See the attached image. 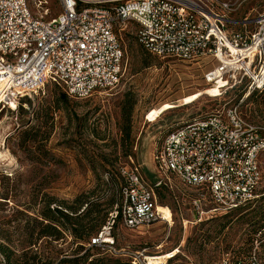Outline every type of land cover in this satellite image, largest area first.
Wrapping results in <instances>:
<instances>
[{
	"label": "built area",
	"instance_id": "obj_1",
	"mask_svg": "<svg viewBox=\"0 0 264 264\" xmlns=\"http://www.w3.org/2000/svg\"><path fill=\"white\" fill-rule=\"evenodd\" d=\"M57 1L60 11L48 17L50 0H0V106L15 103L12 109H16L23 97L44 92L50 83L77 99L113 90L124 68L122 31L132 24L137 26L138 42L157 57L189 62L205 56L217 59L218 65L204 74L211 88L220 90L217 95L242 88L238 101L218 105L166 134L153 154L160 174L156 183L134 162L122 168V202L88 243L130 264H171L179 254L186 257L182 251L151 255L119 246L115 226L118 220L130 230L156 222L172 226V209L166 207L169 217L159 203L161 187L174 194L179 213L184 207L180 200L189 203L194 220L184 219L185 229L189 222L198 225L258 197L264 125L249 120L242 105L264 88V11L249 36H230L225 18L214 11V0ZM219 6L233 9L230 2ZM198 241L205 242V236ZM211 264L264 262L257 252H223Z\"/></svg>",
	"mask_w": 264,
	"mask_h": 264
},
{
	"label": "rangeland",
	"instance_id": "obj_2",
	"mask_svg": "<svg viewBox=\"0 0 264 264\" xmlns=\"http://www.w3.org/2000/svg\"><path fill=\"white\" fill-rule=\"evenodd\" d=\"M214 1L217 4L214 11L225 18L224 26L230 36L237 33L249 36L256 28V18L264 11V0ZM224 2H230L233 9L223 10L219 4ZM49 6L48 17L60 11L57 0H50ZM136 30L137 26L132 24L122 31L124 68L120 83L113 90H100L85 99L69 96L66 101L61 96L65 91L50 83L44 92L23 97L16 109H12L16 105L0 106V240H6L3 238L6 236L16 247L26 239L29 230L38 228L27 214L36 216L46 196L72 202L79 195H87L103 203L101 208L106 207L112 196H121L118 191L123 181L121 170L132 162L143 166L147 179L155 180L160 174L153 154L170 130L242 96L241 87L217 95L219 89L211 88L205 81L204 74L218 65L214 57L205 56L192 62L157 57L138 42ZM144 57L147 64L142 62ZM131 91L138 102L127 136L121 107L125 94ZM47 107L54 109V126L50 139L42 144L40 140L52 121L44 116ZM242 110L249 120L264 125V88L254 91ZM29 126H35L34 131L40 130L35 142H23L20 137ZM261 166L263 179L258 197L250 205L198 225L189 222L186 229L183 220H194L189 203L181 199L184 207L183 213H179L174 194L162 188L158 198L163 200V206L172 209V226L156 222L130 230L118 220L114 232L119 246L146 250L152 255L173 250L183 241L181 251L186 257L179 254L171 264H211L223 252L232 255L257 252L264 262V153ZM200 236H205L206 241H198ZM75 241L72 231L65 230L60 242L40 244L47 250L45 256L58 262L74 256ZM85 247L91 248L86 264H99V260L130 264L89 247L88 242ZM0 261H4L1 252Z\"/></svg>",
	"mask_w": 264,
	"mask_h": 264
},
{
	"label": "trees",
	"instance_id": "obj_3",
	"mask_svg": "<svg viewBox=\"0 0 264 264\" xmlns=\"http://www.w3.org/2000/svg\"><path fill=\"white\" fill-rule=\"evenodd\" d=\"M142 62L147 64V58L144 57ZM61 96L68 101L69 96L66 92H62ZM137 102V97L132 91L127 92L122 101L121 118L127 136L132 129V119ZM45 112L44 116L52 121L51 124L46 122V124H48V130L45 131V134L40 140L42 144L50 139L54 126V109L52 110V108L47 107ZM34 129L35 126H29L21 132L20 137L23 142L37 141L40 130L38 128V130L36 129V131H34ZM122 183L123 181L120 183V187ZM162 188L165 187L157 189V195L160 194ZM118 191L121 195L120 188ZM117 196L118 195L116 194V196H112L108 199L106 202L107 206L104 208H101L103 203L98 202L97 200L92 199L91 196L87 195H79L72 202L60 200L54 196H46L47 198L43 199V204L41 208L37 210L36 216H30L27 214V216L31 217L34 222L38 224V228L34 227V229L32 228L29 230L25 234L26 239L16 247L10 244V238L6 236H3L6 240H0V252L4 259V261H0V264H86L89 258L88 252L91 248H86L85 244L87 242L89 243L90 238L99 232L114 205L117 202H122V197ZM159 203L162 205L164 204L163 200L160 199ZM65 230L72 231L77 247L74 250V256L72 258L63 257L58 260V262H55V260L49 256H45L47 250L44 245L42 246V244H40V242H46L47 245L51 244V241L60 242L64 239ZM82 252L84 253L81 254ZM98 263L110 264L105 263L102 260H99ZM113 264H119V261H116Z\"/></svg>",
	"mask_w": 264,
	"mask_h": 264
},
{
	"label": "bare ground",
	"instance_id": "obj_4",
	"mask_svg": "<svg viewBox=\"0 0 264 264\" xmlns=\"http://www.w3.org/2000/svg\"><path fill=\"white\" fill-rule=\"evenodd\" d=\"M220 91V90H219ZM207 92V91H206ZM208 93V92H207ZM219 94V93H218ZM16 104L15 103H12L11 104V106H15ZM162 207H164V206H162ZM165 209H166V212L168 213V216L170 217V213L171 212H169V210H167V208L166 207H164ZM182 246V244L180 245V247ZM180 247L178 246V247H176V248H174L172 251L174 252V254H176V253H178V252H180L181 251V249H180Z\"/></svg>",
	"mask_w": 264,
	"mask_h": 264
},
{
	"label": "water",
	"instance_id": "obj_5",
	"mask_svg": "<svg viewBox=\"0 0 264 264\" xmlns=\"http://www.w3.org/2000/svg\"><path fill=\"white\" fill-rule=\"evenodd\" d=\"M140 165V167H141V169H142V171H143V166L141 165V164H139ZM159 178H160V176H156V179L155 180H150L149 178V181H151L152 183H156L158 180H159Z\"/></svg>",
	"mask_w": 264,
	"mask_h": 264
}]
</instances>
